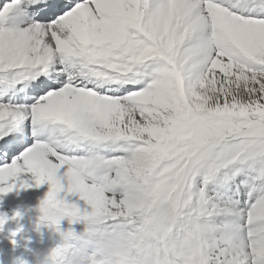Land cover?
<instances>
[{
	"label": "snow or ice",
	"instance_id": "obj_1",
	"mask_svg": "<svg viewBox=\"0 0 264 264\" xmlns=\"http://www.w3.org/2000/svg\"><path fill=\"white\" fill-rule=\"evenodd\" d=\"M25 172L93 264H264V0H0V192Z\"/></svg>",
	"mask_w": 264,
	"mask_h": 264
},
{
	"label": "clouds",
	"instance_id": "obj_2",
	"mask_svg": "<svg viewBox=\"0 0 264 264\" xmlns=\"http://www.w3.org/2000/svg\"><path fill=\"white\" fill-rule=\"evenodd\" d=\"M37 207L38 221L57 234L59 240L44 249L33 250L31 259L25 256L17 257V264H93V253L86 247L75 244L71 239L70 230L72 233L75 230L61 228L60 222L64 218H68L69 224L78 222L73 220L68 210L57 202L48 201L47 193ZM20 215L19 211L14 213L13 217L0 215V228L8 219Z\"/></svg>",
	"mask_w": 264,
	"mask_h": 264
},
{
	"label": "rangeland",
	"instance_id": "obj_3",
	"mask_svg": "<svg viewBox=\"0 0 264 264\" xmlns=\"http://www.w3.org/2000/svg\"><path fill=\"white\" fill-rule=\"evenodd\" d=\"M21 178L27 179L28 180L27 184L29 186L25 187L22 184H17V186H14L13 190L0 193V200L6 204L11 205V210L6 217H13L16 209L21 213L20 216L15 217V221L17 225L16 234L20 233V231L18 230L19 227H27L30 229L42 227L43 229L45 228L47 232L53 234L54 239L58 238L59 240V236L57 234H55L50 228L45 227L42 223L38 221L37 206L39 202L44 198L46 193L49 191V187H50L49 183L44 181L45 183L42 182L39 185H37L35 182V178L33 177V174L27 172H25ZM18 200H20V204ZM7 221L9 222V230L13 229L15 226L14 218H10ZM60 224H61V228L63 229L72 228L77 232L82 231L84 228L83 221L73 222L69 224L68 218L62 219ZM4 234L9 238L7 242L13 248L20 247L19 245L21 243L22 238H25V236L22 235L20 236L13 235L10 233V231H6V233ZM46 245H50V243L44 244L43 246L39 247L37 250L46 248Z\"/></svg>",
	"mask_w": 264,
	"mask_h": 264
},
{
	"label": "bare ground",
	"instance_id": "obj_4",
	"mask_svg": "<svg viewBox=\"0 0 264 264\" xmlns=\"http://www.w3.org/2000/svg\"><path fill=\"white\" fill-rule=\"evenodd\" d=\"M24 173H21L20 174V177H19V179L22 177V175H23ZM27 175V174H26ZM27 178V177H26ZM19 179L16 181V186H17V184H19L20 182H19ZM28 181V180H27ZM30 182V181H29ZM33 182V181H32ZM10 212V211H9ZM9 212H7V214L5 215V216H7L8 214H9ZM4 225H6V223L4 224ZM3 225V226H4ZM4 240V237L2 236V235H0V242H2ZM1 249H3L2 251H8V250H6V249H4L3 247H1Z\"/></svg>",
	"mask_w": 264,
	"mask_h": 264
}]
</instances>
